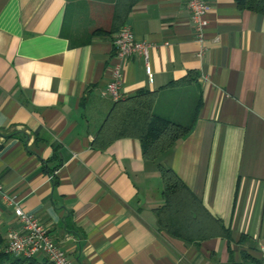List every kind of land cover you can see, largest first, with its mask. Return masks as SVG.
I'll list each match as a JSON object with an SVG mask.
<instances>
[{"label": "crops", "instance_id": "crops-1", "mask_svg": "<svg viewBox=\"0 0 264 264\" xmlns=\"http://www.w3.org/2000/svg\"><path fill=\"white\" fill-rule=\"evenodd\" d=\"M202 42L185 0H140L125 24L148 43L123 61L122 98L191 131L159 162L134 138L94 141L113 101L115 0H0V184L37 217L68 264H261L264 249V16L204 0ZM159 166L231 233L188 243L158 231ZM19 226L0 197V235Z\"/></svg>", "mask_w": 264, "mask_h": 264}, {"label": "trees", "instance_id": "trees-1", "mask_svg": "<svg viewBox=\"0 0 264 264\" xmlns=\"http://www.w3.org/2000/svg\"><path fill=\"white\" fill-rule=\"evenodd\" d=\"M140 0H115L110 29L114 34L123 27L132 8ZM240 10L264 16V0H235ZM157 92L141 89L120 99L103 122L94 143L104 148L121 138H134L140 143L144 159L159 162L161 157L180 142L192 129L195 113L187 124H181L154 113ZM163 203L154 209L158 231L188 243L211 238L229 242L230 230L212 217L201 201L182 183L175 173L159 166ZM5 240L0 235V264H52L46 259H23L4 253Z\"/></svg>", "mask_w": 264, "mask_h": 264}, {"label": "built area", "instance_id": "built-area-1", "mask_svg": "<svg viewBox=\"0 0 264 264\" xmlns=\"http://www.w3.org/2000/svg\"><path fill=\"white\" fill-rule=\"evenodd\" d=\"M190 12V20L195 38L202 42V29L207 24L204 16L209 11V6L204 0H185ZM150 45L136 39L128 25H124L115 34L113 48L116 63L112 67L110 79L106 84L105 95L111 101L122 99V69L123 61L134 56L142 58L145 73L150 80L152 71L149 64ZM0 197L3 203L12 209L13 215L19 223L16 229H11L5 237L4 253L15 258L46 259L52 264H68L66 254L53 242L43 223L34 215L26 213L16 202L15 197L4 192L0 184ZM261 264H264V249H260Z\"/></svg>", "mask_w": 264, "mask_h": 264}]
</instances>
